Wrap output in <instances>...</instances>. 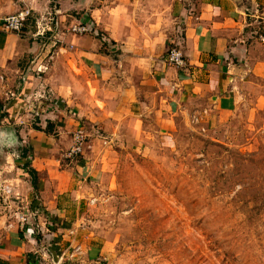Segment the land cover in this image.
Returning a JSON list of instances; mask_svg holds the SVG:
<instances>
[{"label":"crops","instance_id":"obj_1","mask_svg":"<svg viewBox=\"0 0 264 264\" xmlns=\"http://www.w3.org/2000/svg\"><path fill=\"white\" fill-rule=\"evenodd\" d=\"M24 10L30 25L7 32L3 19ZM87 22L97 35L70 31ZM260 36L264 0H0V264H56L77 247L74 264L107 262L81 203L109 152L169 134L177 117L264 109ZM172 48L186 68L166 63ZM82 127L88 147L70 164Z\"/></svg>","mask_w":264,"mask_h":264},{"label":"rangeland","instance_id":"obj_2","mask_svg":"<svg viewBox=\"0 0 264 264\" xmlns=\"http://www.w3.org/2000/svg\"><path fill=\"white\" fill-rule=\"evenodd\" d=\"M204 116L109 152L81 203L102 264H264V109Z\"/></svg>","mask_w":264,"mask_h":264},{"label":"built area","instance_id":"obj_3","mask_svg":"<svg viewBox=\"0 0 264 264\" xmlns=\"http://www.w3.org/2000/svg\"><path fill=\"white\" fill-rule=\"evenodd\" d=\"M31 18V11L24 10L19 13L9 15L3 19V27L7 32L21 34L27 25L28 20ZM73 34L79 36H95L97 35L96 27L93 22L80 23L73 25L70 29ZM260 40L264 42V36H260ZM166 63L178 69H184L188 66L186 56L180 48H172L169 50L166 58ZM8 121L0 115V129L6 127ZM90 136L85 128L77 130L72 137L73 145L66 153L65 159L70 163H76L80 157L83 156L84 151L88 147ZM11 204L10 201H8ZM25 220V219H24ZM23 220V221H24ZM82 253L81 247L73 250L67 258H61L56 264H74L77 255Z\"/></svg>","mask_w":264,"mask_h":264},{"label":"trees","instance_id":"obj_4","mask_svg":"<svg viewBox=\"0 0 264 264\" xmlns=\"http://www.w3.org/2000/svg\"><path fill=\"white\" fill-rule=\"evenodd\" d=\"M30 19L28 20V22H27V25L28 24H30ZM27 25H26V27H27ZM29 165V164H28ZM28 174L31 176V178L33 179L32 181H33V186H36V183H37V175H36V172L35 171H33V170H29V172H28Z\"/></svg>","mask_w":264,"mask_h":264}]
</instances>
